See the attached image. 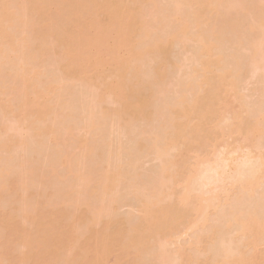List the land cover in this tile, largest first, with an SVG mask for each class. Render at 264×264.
<instances>
[{"label": "rangeland", "instance_id": "374dc122", "mask_svg": "<svg viewBox=\"0 0 264 264\" xmlns=\"http://www.w3.org/2000/svg\"><path fill=\"white\" fill-rule=\"evenodd\" d=\"M8 1L11 17L4 20L0 16V40L8 37V31L13 34L9 33V39L14 37L10 46L7 44L10 53V49L5 50L8 58L5 53L0 59V264H162V256L166 264H187L186 242L190 237L185 225L191 207L184 212L188 202L181 206L183 202L177 199L184 186L190 183L193 200L204 190L206 193L201 194L206 195L214 185L205 187L194 180L203 172L209 175L207 167L220 150L242 151L249 145L255 146V152L264 151V67L255 70L249 62L251 42L258 36V27H252L254 31L250 25L252 17L257 10L264 12L257 6L259 0H251L254 5L242 0L241 10L237 8L240 0H225V7L217 0H200V7L199 2L190 7V0L188 4L186 0H0V12L7 10L3 5ZM125 1L131 6V14ZM177 1L182 3L178 6ZM41 5L46 8L39 11ZM132 6L138 17H133ZM108 14L114 17L108 20ZM217 14L223 18H215ZM83 18L91 20V27ZM84 27L92 35L100 33L96 47L88 54L82 45ZM40 29L45 31L43 36ZM197 33L215 44L214 48L217 46L215 53L213 50L209 55V50L200 46ZM122 40H128L134 47L132 53H141L142 57H133L127 68L117 70L121 62L113 58L128 56L118 48ZM69 41L77 43L74 50L81 57L75 60L84 77L74 78L69 70L63 52V45ZM203 60L208 61L210 71L193 76ZM17 70L19 73H14ZM221 70L226 74L231 71V79L238 78L232 88L224 83L226 79H219ZM120 80V96L131 93L127 100L115 96L114 83ZM51 84H58L60 90L50 92L47 87ZM24 89L25 97L21 94ZM180 97L188 99L187 104H197L181 119L177 117L179 109L176 113L183 103ZM34 105L42 108L36 119L35 111L29 116L26 113ZM29 107L31 110L26 111ZM254 118L260 119L262 131L252 139V125H247ZM177 122V127L184 129L174 139L175 146L157 157L152 147L154 137L164 139L177 128L172 127ZM215 125L223 129L213 128ZM46 126L52 127L54 134L47 132L46 136ZM234 157L238 159L237 155L229 159L231 164L221 182L214 183L218 194L222 192L220 186L225 184L222 189H228L227 194L226 190L217 194L218 200L231 195L230 204L237 205L241 200L244 207L259 210L264 204V183L255 187L258 189L252 191L253 196L244 194L246 201L232 195L237 191V168L242 167L246 174L242 178L247 180L254 164V159L241 155L242 159L235 161ZM193 173L198 177L187 180ZM84 183V190L78 187L83 194L72 190L71 185L75 189L74 185ZM258 190L263 191V198ZM147 197L150 214L142 203ZM166 204L172 205L170 214L179 213L183 218L181 225L179 218V225L177 220L171 224L162 221H169L161 214ZM224 207L221 209L225 211ZM98 209L99 215L95 214ZM221 209L217 214H222ZM92 211L95 215L89 214ZM217 218L211 225H216ZM152 219L162 221L158 229L164 231L159 230L160 234ZM39 223L43 228L38 233ZM136 225L147 228L144 236L138 235L143 228L138 230ZM26 237L29 242L23 246Z\"/></svg>", "mask_w": 264, "mask_h": 264}, {"label": "bare ground", "instance_id": "6f19581e", "mask_svg": "<svg viewBox=\"0 0 264 264\" xmlns=\"http://www.w3.org/2000/svg\"><path fill=\"white\" fill-rule=\"evenodd\" d=\"M24 1V0H23ZM26 1V0H25ZM104 1H109V0H104ZM147 1V0H146ZM180 1V0H179ZM179 1H177V5L178 4H181L182 2H183V0H182V2L180 3ZM185 1V0H184ZM200 0H190L189 1V4L187 3V0L185 1L189 6H190V4H192V5H195V7L197 6V4H198V2H199ZM204 1H206V2H208L209 0H204ZM227 1V0H226ZM225 0H217V2H220V4H221V6H223L222 5V3H224V7H225V4L228 6V4H227V2H226ZM260 1V2H259ZM257 3H260L259 5L257 4V6L259 7V9H261L262 7H263V11H264V0H259ZM10 1H8L7 3L8 4H6V3H4L5 5H3L4 7H5V9L4 10H6V8L9 6L10 7V3H9ZM185 2H184V4H185ZM201 2V1H200ZM199 2V7H200V4H202V3H200ZM222 2V3H221ZM231 2V1H230ZM239 2V0L237 1V3ZM232 3V2H231ZM240 3H241V5H240ZM250 3H255L254 1H251L250 0ZM24 4V3H23ZM217 4H219V3H217ZM219 4V5H220ZM242 4H243V1L242 0H240V2H239V5L240 6H237V8L239 7V9L241 10L243 7H241L242 6ZM8 5V6H7ZM128 5H129V7L128 6H126V1H125V6L126 7H128L129 8V14H131V6H130V4L128 3ZM238 5V4H237ZM254 5V4H253ZM2 6V7H3ZM7 6V7H6ZM179 6V5H178ZM232 6V5H231ZM262 6V7H261ZM191 7V6H190ZM202 7V6H201ZM255 7V6H254ZM45 9L46 8V6L45 5H41L40 7H37V9L40 11L41 9ZM128 8H127V10H128ZM139 8V7H138ZM228 8V7H227ZM257 8V7H256ZM256 8H254V9H256ZM132 9H133V6H132ZM216 9V8H215ZM136 9H133V12H135V14H134V18H135V15L137 14V12L135 11ZM227 10V9H226ZM6 11H7V13H6ZM5 12L4 11H2V12H0V16L4 19V20H8L9 19V17H11V15H10V12H8V8H7V10H6ZM10 11H11V8H10ZM225 11V10H224ZM254 11V10H253ZM42 12H43V10H42ZM41 12V13H42ZM2 13V14H1ZM5 13H6V15H5ZM221 13V12H220ZM112 14V13H111ZM222 14H224V12L222 13ZM254 14H255V16H253L252 17V23L250 24L251 25V28L253 27V28H256V27H258V28H256L255 30H256V32H257V30H258V36L256 35V37H255V35H254V39L252 40V42H251V38L253 37H251L250 38V42H251V56H249V58L251 59H248V60H250L249 62H250V64H252L253 65V69H255V70H257L258 68V70H261L263 67H264V12H262V10H257L256 12H254ZM219 14H217V16H218ZM221 15V14H220ZM219 15V17H215V18H220L221 16ZM252 15H253V13H252ZM251 15V16H252ZM9 16V17H8ZM112 15H110V14H108V20H109V18H113L114 17V15L111 17ZM137 16V15H136ZM223 16V15H222ZM8 17V18H7ZM107 17V16H106ZM138 17V16H137ZM136 17V18H137ZM80 18V17H79ZM221 18H223V17H221ZM76 19H78V18H76ZM254 19V20H253ZM83 20L85 21V25H87L88 27H91V20L90 19H84L83 18ZM87 20V21H86ZM111 20V19H110ZM133 20V19H132ZM177 20H180V18L178 19L177 18ZM134 22H135V20H134ZM138 22H140V20H138ZM206 22H207V20H206ZM205 22V23H206ZM201 23V22H200ZM203 24H204V22H202ZM202 23H201V25H202ZM179 26H181V28H182V24L179 22ZM136 25V22H135V24H134V26ZM209 24L207 23V26H208ZM138 26V25H137ZM200 26V25H199ZM10 27H12V28H14V25H12V26H10ZM206 27V26H205ZM85 28V30L83 31V46H85V49H86V52H87V54L94 48V47H96V40H97V38L100 36V33H96L95 35H92V34H90L89 33V31L86 29V27H84ZM203 28H204V26H203ZM250 28V29H251ZM252 28V30H254ZM209 28L207 27V29H204V31L206 30H208ZM237 29H238V27H237ZM9 30H11V29H9ZM41 30V29H40ZM38 31V32H40V34L43 36V34H45V31H43L42 32V30L41 31ZM90 30H92V28H90ZM99 30H103V28H100ZM203 30V29H202ZM254 30V31H255ZM211 31V30H210ZM213 32V31H212ZM238 32V31H237ZM255 32V33H256ZM7 33V32H6ZM5 33V34H6ZM9 33H10V31H8V33H7V35H8V37L7 36H5L6 37V39H5V37L3 38V37H1L2 39V43L3 44H1V46L3 47V49L1 48V46H0V53H1V55H0V59L1 60H3L5 57V53H6V51L5 50H8V49H10L9 48V46H10V43H11V41H12V39H14V37H12V39H9V37L11 38V36L13 35L12 33H10V35H9ZM43 33V34H42ZM186 33V32H185ZM184 33V34H185ZM256 33V34H257ZM15 34V33H14ZM39 34V35H40ZM191 34V33H190ZM198 34V33H197ZM209 34V33H208ZM213 34H214V32H213ZM237 36L239 35L238 33L236 34ZM2 36H4V35H2ZM42 36H40L41 38H42ZM187 36L189 37V35L187 34ZM198 37H200L198 40H200V46H202V47H205V48H207V51L209 50V52H208V54L210 53V54H213V53H215V50H216V48H217V46H216V48H214L215 47V44H210V40L208 41V39H206L205 40V38H203V36L199 33L198 35H197ZM208 36H210V34L208 35ZM215 36V35H214ZM214 36H213V38H214ZM240 37H242L241 35H240ZM8 38V39H7ZM207 38V37H206ZM209 38V37H208ZM216 38V37H215ZM214 38V39H215ZM22 39H26L24 36L22 37ZM1 40H0V43H1ZM5 40V41H4ZM7 40H9V41H7ZM211 40H213V39H211ZM4 41V42H3ZM5 42H7V43H5ZM25 42V41H24ZM27 42V41H26ZM249 43V42H248ZM4 44H8L7 46L6 45H4ZM43 44V43H42ZM77 43L76 42H74V41H72V42H70L69 41V43L67 42V44L65 43L63 46H66V47H64L65 49H63L64 51V56L67 58V60H68V62H67V65L69 66V70H71L72 72H73V74H72V76L74 77V78H81V77H84L83 75V70H82V68L80 67V65L76 62V60H75V58L76 59H78L79 57H81V55L78 53V52H75V50H74V47H75V45H76ZM25 45H27V44H25ZM5 46L7 47V48H5ZM27 46H29V45H27ZM26 46V47H27ZM80 46V45H79ZM77 48H80V47H77ZM118 48H121V49H124L126 52H127V57L124 59L123 57H114L113 58V60H115L116 59V62H121V64H120V66L118 67V68H116L117 70H119V69H121V68H127L128 66H129V64L131 63V59L134 57V58H139V56L140 57H142V54L141 53H132V51H133V45H129V41L128 40H122L119 44H118ZM1 49L3 50V51H1ZM215 49V50H214ZM213 50H214V52H213ZM5 51V52H4ZM10 51H11V49L10 50H8V52L10 53ZM213 53H212V52ZM6 53L7 55V58H8V55H9V53ZM91 53V52H90ZM86 54V53H85ZM129 54L132 56H129ZM141 54V55H140ZM209 54V55H210ZM250 55V54H249ZM1 56H3V57H1ZM133 58V59H134ZM1 60H0V62H1ZM247 60V61H248ZM17 61H23L21 58H20V60H19V58H18V60ZM252 61V62H251ZM4 63H5V61H3ZM238 62V61H237ZM17 63V62H16ZM19 63V62H18ZM248 63V62H247ZM1 64H3L2 62H1ZM0 64V65H1ZM239 67L241 68V66L239 65ZM247 67H248V65H247ZM221 68H223V67H221ZM239 68V69H240ZM249 68H250V66H249ZM252 68V67H251ZM138 68L136 67V70H137ZM224 69V68H223ZM238 70V69H237ZM18 71V70H17ZM14 72V73H19V71L18 72ZM22 71H24V70H22L21 69V72ZM195 71H197V70H194V72H193V76H194V74H198V75H200V74H207L209 71H210V66H209V64H208V61H206V60H203V62L201 63V66H200V70H198L199 72H195ZM222 72H220L221 74L218 76L219 77V79L220 80H228V82L225 80L224 81V83L226 82V83H229V87L228 88H230L231 86L233 87V83H235L234 81H237V79L236 80H234V78H230L231 77V74H230V72L229 73H227V74H229V76L226 74V72H224L223 70H221ZM228 71V70H227ZM239 71V74H240V70H238ZM263 71H264V69H263ZM33 73V75H35L36 76V74L37 73H35L36 71H32ZM234 72V71H233ZM232 72V73H233ZM23 73V72H22ZM235 74V73H234ZM41 75V74H40ZM237 75V74H236ZM236 75H234V76H236ZM39 76V75H38ZM233 76V75H232ZM72 77V78H73ZM264 77V76H263ZM37 79H38V77H37ZM219 80V81H220ZM223 82V81H222ZM110 83H113V82H110ZM122 83H123V80H122ZM122 83H121V80L120 81H118V82H116V83H114L115 84V86H114V88L115 89H117L116 90V92H115V96H118V99H120V100H127L128 98H129V95L131 94H124V95H121L120 96V88L119 87H122ZM59 84V83H58ZM58 84L55 86H52V84L51 85H49L48 87H47V90H51L50 92H54V91H57V90H60V87H58ZM4 85V84H3ZM223 85H225V84H223ZM60 86V85H59ZM62 86H64V85H62ZM57 87V88H56ZM231 87V88H232ZM46 88V87H45ZM45 88H44V90H45ZM59 88V89H58ZM132 88V87H131ZM216 88H217V86H216ZM62 89V88H61ZM130 90H132V89H130ZM24 91H25V89L23 90V92L21 93V91L19 92V93H21L22 94V96H24L23 95V93H24ZM43 91V90H42ZM46 91V90H45ZM129 93V92H128ZM55 94V93H54ZM59 96V95H58ZM58 96L56 97V98H58ZM25 97V96H24ZM183 97V96H182ZM47 98V97H46ZM59 99H61V98H59ZM59 99H57V100H59ZM182 98L180 97L179 98V100H181ZM183 99H184V101H183ZM182 99V102L183 103H181V101H180V103L182 104L180 107H177L176 109H177V111H176V113L178 112V109H179V114H180V117H179V115L177 116L178 118H180L181 119V117L183 116V118H184V116L185 115H187V113L189 112V111H192L191 109H194V106L196 107L197 106V104H196V102L195 101H189V104H187L188 103V99L187 100H185V98H183ZM115 101V100H114ZM116 102H117V100H116ZM116 102H114V103H116ZM185 102V103H184ZM195 102V103H194ZM25 104V106H27L28 105V103L26 102V103H24ZM23 104V105H24ZM184 104V105H183ZM36 105V104H35ZM34 105V108H32V110L30 109V107L29 108H25V110L26 111H28L29 109L31 110V111H28V112H26L27 114H28V116L29 115H31L32 113H34V111H35V114H33V116L35 117L36 116V113H37V111H39L40 109L39 108H41V107H39V108H37L36 106H39V105H36L35 106ZM167 105H169V104H167ZM166 105V106H167ZM179 105V104H178ZM29 106V105H28ZM33 105H31V107H32ZM169 109L171 108L172 109V107H170V106H167ZM176 107V106H175ZM36 108V109H35ZM42 109V108H41ZM48 109H49V107H48ZM51 109V108H50ZM175 109V110H176ZM43 110H45L44 108H43ZM103 110V112H105L104 111V109H102ZM257 110V109H256ZM167 111V110H166ZM259 111H261V110H259ZM31 112V113H30ZM168 112V111H167ZM257 112V111H256ZM255 112V114H257ZM259 113H261V112H259ZM45 114H47V113H45ZM127 114H128V111H127ZM204 116H206V114H204L203 115V117ZM264 116V115H263ZM46 117V116H45ZM186 117V116H185ZM202 117V116H201ZM35 119H36V117H35ZM45 119V118H44ZM47 119V118H46ZM256 118H254V120H255ZM25 120V122L27 121V118L26 119H24ZM260 120V119H259ZM258 119H256L254 122L252 121V123L250 124V125H247V126H251L249 129V132H250V137L253 139L254 138V136H259L260 134H261V131H262V128L260 129V121H259ZM262 120V119H261ZM175 123V122H174ZM174 123H172V124H174ZM264 123V122H263ZM177 124H179L178 122L176 123V124H174V126H172V127H177L178 125ZM176 125V126H175ZM180 125V124H179ZM51 126V125H50ZM50 126H46V129L45 130H47L46 132H45V134L47 133V134H49V135H52V129H50V128H52V127H50ZM37 127V126H36ZM50 127V128H49ZM196 128V126H192V128ZM222 126H217V125H215L213 128H215V129H219V130H221V129H223V128H221ZM39 127H37V129H38ZM178 128V129H177ZM177 128H175L174 130H173V132L170 134L169 132L167 133V134H169V135H166L167 136V138H165L166 136H164L163 138L164 139H162V136H161V139H160V137H158L157 135L155 136L156 137V139H155V137H154V140H155V142H152V143H154V144H152V147H153V149H155V152L157 153L156 155H157V157H159L160 158V156L165 152V150H168V148H170V150H172L173 149V147L175 146V143H176V141L174 140L178 135H180L179 133H181V132H183L182 130L184 129V127H182V126H180V128L179 127H177ZM197 128H198V126H197ZM36 129V128H35ZM181 130V131H180ZM170 131H172V130H170ZM217 131V130H216ZM252 133V134H251ZM47 134H46V136H47ZM54 134V133H53ZM56 134V133H55ZM178 134V135H177ZM55 136V135H54ZM253 136V137H252ZM186 139V138H185ZM9 141H12V140H9ZM141 143V142H140ZM142 144V143H141ZM140 144L138 143V146H139ZM251 145V144H250ZM223 147H224V145H223ZM226 147V146H225ZM254 147L255 146H246L245 148V150H243L242 149V151H241V153H240V151L238 150V149H231V150H225V151H223V150H220V153H219V151H218V153H217V156H216V160L214 159L213 161H212V163L210 164L209 162H208V164H210L211 165V167H207V168H209L208 169V171L210 172L209 173V175H203L204 174V172H203V174L201 175V177L199 178L198 176H194V173L192 174V175H190V178L189 179H187V180H190L191 181V178H193V180L194 179H196L197 177L199 178H197L196 180H194L195 182L197 181V183H200L201 185H203V186H205V187H207V185L210 183H212L211 185H214L213 187H215V185L216 184H214L215 182L217 183L218 182V184H219V181L221 182V180H222V176H224L223 175V172H225V170H226V168H228L229 167V165L231 164V163H229V162H231L232 160H233V155L235 156V155H237V158L238 159H240L239 157H241V155H242V157L243 158H251V159H254L253 160V165H252V167L249 169V172H248V179L246 180L245 178H242V176L244 177L245 175H243L244 174V171L242 172L241 171V169L240 168H242V167H240V168H237L238 169V171L235 169L234 171H237L238 172V175H237V172H236V176H239V178H238V181H237V179H236V181H237V183L235 184L236 185V187H235V190H236V188H237V191H236V193H235V191H234V193H232V195L233 194H238L239 195V197L238 198H241V196L244 198V196L246 195V197L248 196V195H250V196H253V192L255 193L256 192V190L258 189H255V187H258V185H260L261 183L263 184L264 183V151H254ZM141 148V147H140ZM139 148V149H140ZM234 153V154H233ZM237 153V154H236ZM241 154V155H240ZM230 156V157H229ZM242 157H241V159H242ZM232 158V160H229V159H231ZM236 159V157H234V160ZM238 159H236V160H238ZM206 160V159H205ZM209 160V159H208ZM235 160V161H236ZM244 160H246V159H244ZM210 161V160H209ZM251 161V163H252V160H250ZM238 162V161H237ZM249 163V162H248ZM175 164V163H174ZM236 163H234V165H235ZM250 164V163H249ZM171 165H173V163H171ZM242 165V164H241ZM232 166V165H231ZM235 167H236V165H235ZM234 167V168H235ZM237 167H239V165L237 166ZM244 167H246V166H244ZM171 168H172V166H171ZM173 168H175L174 166H173ZM248 168V167H247ZM206 169V168H205ZM204 169V170H205ZM229 169V168H228ZM240 169V170H239ZM243 169H245V168H243ZM3 170V169H2ZM1 170V171H2ZM246 170V169H245ZM174 171V170H173ZM112 172H113V170H112ZM205 172H206V170H205ZM206 174H208V173H206ZM200 175V174H199ZM117 176V175H116ZM192 176V177H191ZM79 178H80V176H79ZM116 178V177H115ZM170 178H172V176L170 177ZM244 179V180H243ZM192 180V181H193ZM189 181V182H190ZM199 181V182H198ZM262 181V182H261ZM194 182V183H195ZM223 182V181H222ZM187 184H188V181H187ZM199 184V186L201 187V185ZM209 184V185H210ZM221 184H223V183H220V185ZM77 185V186H76ZM76 185H74L75 186V189H74V187H73V185H71L72 186V190L75 192V193H77L78 194V191L79 192H81V193H79V194H83L82 192H84V191H81L80 189H82V188H84L85 189V183L84 184H82L83 185V187H82V185H80V184H76ZM219 185V186H220ZM81 186V187H80ZM189 186H191L190 185V183L188 184V185H185L184 186V189H183V194L182 195H179L180 197L179 198H177V199H179L181 202L180 203H182L181 204V206L183 205V204H185L184 206H186V203L188 202V205L191 203V205L190 206H188L187 205V207L184 209V212H186L187 210H189V207H191V209H190V211H188V213L190 214L189 215V217H188V219H187V223H186V228H185V230L187 229V236H188V233H189V241L187 240V242H186V258H187V261H186V263L187 264H264V202L262 203L263 205H262V207L261 208H259V210L260 211H262V212H260L259 210H256V209H254L253 208V206H251L250 208H247L248 206H246V207H244L245 205V203L243 204H241V200H240V202H237L238 204L236 205V203L235 202H232L231 201V203L232 204H230L229 202H228V197L229 196H231V195H229V196H225V198L224 199H222V201H219L218 200V197H217V194H218V192L219 191H214V189H213V187H211V189L209 190L208 189V193L206 194V195H202L203 194V192L204 193H206V191L204 190V191H202L201 193H200V195L198 194L197 196H193V197H195L194 198V200L196 199V202L194 203V200H193V198L191 197L192 195H190L191 194V188L189 187ZM198 186V185H197ZM198 186V188L200 189V187ZM202 186V187H203ZM217 186V185H216ZM218 186V187H219ZM223 186H226L225 184L224 185H222V186H220V189H221V191L222 192H225V190L227 189L226 187V189L225 188H223L222 189V187ZM261 186V185H260ZM259 186V187H260ZM263 186V188H261V189H264V185H262ZM80 189H79V188ZM204 187V188H205ZM189 188H190V190H189ZM208 188H210V187H208ZM217 188V187H216ZM84 189H82V190H84ZM70 191H72L71 190V188L69 189ZM203 190V189H202ZM228 190V189H227ZM226 190V191H227ZM214 191V192H213ZM220 191V192H221ZM253 191V192H252ZM259 191V190H258ZM258 191H257V193H258ZM221 192V193H222ZM261 192H263L262 190L261 191H259V193H260V195H262V198H263V194L261 193ZM173 193V192H172ZM221 193H219L218 194V196H220V194ZM228 193V191L225 193V194H227ZM258 193V194H259ZM245 194V195H244ZM156 195V194H155ZM158 195H160L159 194V192H158V194L156 195V197L158 196ZM169 195H171V194H169ZM238 195H236L235 197L237 198V196ZM259 195V197H261ZM249 196V197H250ZM257 196V195H256ZM101 197L103 198V196L101 195ZM153 197L154 196H152L151 198L153 199ZM155 197V198H156ZM189 197V198H188ZM258 197V196H257ZM76 200L75 201H77V197H74ZM101 198V199H102ZM191 198H192V200H191ZM227 198V199H226ZM230 198V197H229ZM235 198V199H236ZM237 198V199H238ZM253 198V197H252ZM256 198V197H255ZM254 198V199H255ZM262 198H261V200H262ZM100 199V200H101ZM188 199H190L189 201H191V202H189L188 201ZM249 199V198H248ZM257 199H260V198H257ZM103 200V199H102ZM150 201V199H148V197L145 199V203H148V205L147 204H145L144 203V200L142 201V203H143V205H144V208H145V212L147 213V214H150V213H152L151 211H149L150 210V205H149V203L151 202H147V201ZM243 200V199H242ZM264 200V199H263ZM218 201V202H217ZM244 201H246L245 200V198H244ZM255 201V200H254ZM258 201V200H257ZM185 202V203H184ZM243 202V201H242ZM235 203V204H234ZM255 203V202H254ZM248 204V203H247ZM80 205V204H79ZM258 205H261V201H259V203H258ZM101 206V205H100ZM169 206V208L168 209H166L167 207ZM225 206V207H224ZM255 206H256V204H255ZM165 207V210L164 209H162V212H161V214H163V216L165 215L167 218V220H169L168 222H166V221H164V220H162L163 222H165V223H169V224H171L170 222H175L176 220V224L177 225H179V223H177V222H180V221H178V218H179V220H182L181 222H180V225H181V223L183 222V218L181 219L180 218V216H179V213H176L175 215L174 214H170V212H171V208H172V205H168V204H166V206H164ZM164 207H162V208H164ZM217 207H218V209L220 208H222L223 209V207L224 208H226V210L224 211V210H222L221 212H222V214L221 215H219V214H217V212H218V209H217ZM262 208H263V210H262ZM93 209V208H92ZM169 209H170V211H169ZM183 209V208H182ZM187 209V210H186ZM217 209V210H216ZM257 209H258V206H257ZM214 210H216L215 212H213ZM256 210V211H255ZM183 211V210H182ZM220 211V210H219ZM100 213V210L98 209V211L96 210L95 211V214L97 213V215H99V213ZM187 213V214H188ZM215 215H214V214ZM220 213V212H219ZM89 214H94V212L92 211V213L90 212ZM88 214V215H89ZM94 214V215H95ZM87 215V217H90V216H88ZM96 215V216H97ZM214 215V216H213ZM170 218H169V217ZM178 216V217H177ZM92 217V216H91ZM94 218H95V216H93ZM217 217H219V218H217ZM222 217V218H221ZM213 218H217L218 220H215V222H217L216 223V225H211V224H213L214 223V219ZM165 219V220H166ZM220 219V220H219ZM221 219H222V221H221ZM97 219H95V221H96ZM171 220V221H170ZM212 220H213V223H212ZM98 221V220H97ZM151 221V224H155L156 223V225H157V229L156 230H158V233H159V230L160 229H158L159 228V226L160 225H162L163 226V224H161L160 222H162V221H157V219H152V220H150ZM218 221H220V223L218 222ZM92 222H94V221H92ZM186 222V221H185ZM43 223V222H42ZM115 223H117V225H118V223H121V222H115ZM148 224H149V222H148ZM176 224L174 223V225L171 227L170 226V228L173 230L174 228L173 227H175L176 226ZM116 225V224H115ZM120 226V225H119ZM142 226H144V224L142 225ZM138 230L140 229V227H141V225H139V227H138V225H136L135 226ZM135 227H133V229L135 228ZM166 227H168V226H166ZM37 228H38V230H39V228H43L42 227V225H41V223H39V226H37ZM121 226L120 227H117V229L118 230H120L121 231ZM134 229L135 231H137V229ZM141 228H143V229H141L140 231H137L138 232V235L140 234V236L142 235V236H144V233H145V231H147V228L146 227H141ZM168 229V230H171V229ZM177 228V227H176ZM166 229V228H165ZM37 230V232L39 233V232H41V230H39L38 231ZM43 230V229H42ZM162 231H164V229H161L160 230V233L162 232ZM141 232V233H140ZM38 233H37V238H39V235H38ZM159 233V234H160ZM156 234V233H155ZM156 236H157V234H156ZM112 238V237H111ZM107 239L109 240L110 238L109 237H107ZM28 242H29V238L28 237H26V240H24V241H22V243L21 244H23V246L24 245H28ZM38 243V245H39V242H37ZM38 245H36L35 244V246H38ZM26 247V246H25ZM187 247H188V249H189V252H188V249H187ZM262 247V248H261ZM163 253H164V251H163ZM188 253V254H187ZM201 255V257H199ZM30 256V255H29ZM23 257H24V255H23ZM164 256H162V264H166V262H165V259L163 258ZM186 260V259H185ZM0 261H1V259H0ZM0 263H2V262H0Z\"/></svg>", "mask_w": 264, "mask_h": 264}]
</instances>
